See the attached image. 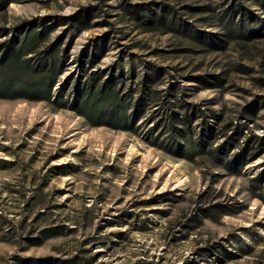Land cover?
<instances>
[{
	"label": "rangeland",
	"instance_id": "1",
	"mask_svg": "<svg viewBox=\"0 0 264 264\" xmlns=\"http://www.w3.org/2000/svg\"><path fill=\"white\" fill-rule=\"evenodd\" d=\"M0 3V42L49 24L38 52L59 41L66 59L51 101L0 97V264H264V0ZM120 66L137 97L150 78L135 130L58 102L68 78ZM168 104L200 105L212 148L237 132L242 168L154 141Z\"/></svg>",
	"mask_w": 264,
	"mask_h": 264
},
{
	"label": "trees",
	"instance_id": "2",
	"mask_svg": "<svg viewBox=\"0 0 264 264\" xmlns=\"http://www.w3.org/2000/svg\"><path fill=\"white\" fill-rule=\"evenodd\" d=\"M0 5L2 6V3ZM51 29L52 25L49 24L41 28L33 26L23 34L13 33L11 37L0 42V97L11 99L29 97L51 101L53 83L61 74L60 66L66 61L60 59L55 52L60 48L59 41L38 52ZM8 33L5 30L0 34V38L7 36ZM34 53L40 56L33 60L30 54ZM84 61L80 60L82 64L85 63ZM86 61L92 65L95 63L93 58ZM119 69L117 73L116 69L111 68L107 78H102L97 72H90L83 83L77 79L73 84V80L68 78L59 90L58 102L63 101L64 106L71 107L93 124L107 125L113 129L135 130L136 122L143 119L146 113L148 99L146 95H150V85H148L150 78L148 75L142 78L140 82L142 94L137 97L135 93L138 88L130 86L127 89L128 77L123 67L120 66ZM131 70L133 77L136 72L134 68ZM83 71L86 72L87 68ZM70 84L74 87L71 96L73 102L64 100L62 96L63 91H68ZM190 111L182 113L171 108L169 104L165 106L163 113L154 124V129L158 130L157 135L160 134L154 141H159L160 137L163 139L167 137L169 145L176 147L175 151L188 157L208 154L217 162L227 164L230 169L233 167L241 169L247 161L245 154L253 148L246 144L240 152L229 159L230 151L240 141L235 136L237 132L229 135L219 146L212 148L218 136V127L208 120L207 114L200 105H192ZM195 119H200L198 126H202L201 130L196 129ZM262 139L260 143L264 145V138Z\"/></svg>",
	"mask_w": 264,
	"mask_h": 264
}]
</instances>
